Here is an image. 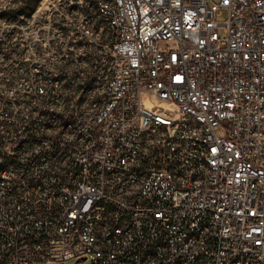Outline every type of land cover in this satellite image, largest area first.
I'll return each instance as SVG.
<instances>
[{
	"label": "built area",
	"instance_id": "obj_1",
	"mask_svg": "<svg viewBox=\"0 0 264 264\" xmlns=\"http://www.w3.org/2000/svg\"><path fill=\"white\" fill-rule=\"evenodd\" d=\"M88 257L264 264V0H0V264Z\"/></svg>",
	"mask_w": 264,
	"mask_h": 264
},
{
	"label": "rangeland",
	"instance_id": "obj_2",
	"mask_svg": "<svg viewBox=\"0 0 264 264\" xmlns=\"http://www.w3.org/2000/svg\"><path fill=\"white\" fill-rule=\"evenodd\" d=\"M224 18H225V15H222V16L219 17L220 20H223ZM90 260H91V258L88 257V258H86V259H84L82 261H79L77 264H89ZM74 263H75V259L74 258H72V259L67 261V264H74ZM32 264H42V263L35 262V263H32Z\"/></svg>",
	"mask_w": 264,
	"mask_h": 264
}]
</instances>
